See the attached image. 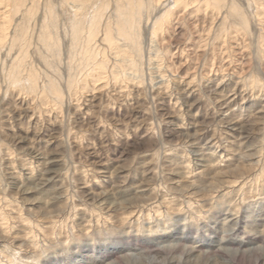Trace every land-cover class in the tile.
<instances>
[{"label":"rangeland","instance_id":"374dc122","mask_svg":"<svg viewBox=\"0 0 264 264\" xmlns=\"http://www.w3.org/2000/svg\"><path fill=\"white\" fill-rule=\"evenodd\" d=\"M189 1L157 35L145 16L135 71L103 38L109 0L73 88L39 13L21 67L37 89L0 44V264H264V0Z\"/></svg>","mask_w":264,"mask_h":264},{"label":"bare ground","instance_id":"6f19581e","mask_svg":"<svg viewBox=\"0 0 264 264\" xmlns=\"http://www.w3.org/2000/svg\"><path fill=\"white\" fill-rule=\"evenodd\" d=\"M20 1L19 3L13 4L12 0H1L0 3V5L4 3L5 6H9L6 17L7 24L3 28L4 32L0 33V44L4 46L7 41L11 48H18L19 54V57L14 61L15 63L7 75L13 85H18L21 80L25 79L26 82L28 81V86L32 91L37 89V75L35 76L33 71H29L24 75L21 67L25 64L23 59L28 52L27 43L31 32L29 26H31V21L38 13L39 16L41 15L40 18H38V22L36 21V23H39V26L37 25L38 38L42 41L44 48L50 52V55H48L49 58L53 60V57L50 56L60 55V51L64 48L68 53L67 60L70 66L68 76L71 88H73L78 81L79 75L77 72H80L78 68H83L80 63L76 64V61L84 62V67H89L92 72L97 70L100 62L98 59L100 51L94 52L96 45L92 43L96 42L98 35L102 31L101 19H103L106 14L105 11L110 7L109 0H45L44 2H42V0H30L29 3L27 0ZM112 1V14L108 17L109 19H106L108 21L106 23V29L103 31V38L109 45L114 46L115 43L113 42L115 40H120L125 44L124 46L130 47L123 57V62H126L127 66L135 71H138L140 68L138 66V57H140L141 52L139 38L141 24L145 16L154 15L150 31L156 34L159 28L173 22L175 18H177L176 16H180V12L185 11L187 6L191 3L189 0H174V5L168 3L169 7L167 6V8L165 7V9H161L160 11L158 4L161 0H159V2L157 0ZM206 1L208 4L219 9L222 6V0ZM261 1L258 2L261 3ZM233 10L242 17L243 14L240 15L242 12H240L238 7H233ZM58 13L61 16L64 15L63 29L60 28L61 25L58 24V19L61 17ZM15 16L20 17L23 21L21 22L20 20V23L16 26L11 25L14 26L12 29L13 31L10 29V32H8L7 30L11 27L10 22ZM245 20L246 19L243 17L242 22L246 23ZM62 33H64V37ZM9 35L10 38L7 39ZM59 37L61 39L65 38V40L69 37V39L61 46ZM46 58L49 59L48 57ZM123 67L125 66L120 64L117 69ZM55 84L56 81L52 79L46 87L48 92L59 97L62 91H60V88ZM190 249L192 248H189V251ZM188 254L190 255L191 251ZM8 255H10L9 257L11 258L10 261H14V254L9 253Z\"/></svg>","mask_w":264,"mask_h":264}]
</instances>
